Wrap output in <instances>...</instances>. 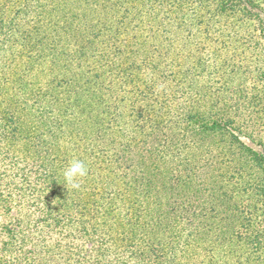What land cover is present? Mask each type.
Returning <instances> with one entry per match:
<instances>
[{"label":"trees","instance_id":"1","mask_svg":"<svg viewBox=\"0 0 264 264\" xmlns=\"http://www.w3.org/2000/svg\"><path fill=\"white\" fill-rule=\"evenodd\" d=\"M262 59L264 0H0V119L27 109L56 137L46 197L82 260L182 264L202 234L264 249V152L238 135Z\"/></svg>","mask_w":264,"mask_h":264},{"label":"rangeland","instance_id":"2","mask_svg":"<svg viewBox=\"0 0 264 264\" xmlns=\"http://www.w3.org/2000/svg\"><path fill=\"white\" fill-rule=\"evenodd\" d=\"M185 47L193 49L190 43H185ZM187 53L192 60L194 56L189 49ZM263 62L264 59L252 68ZM12 108L7 107L6 120L0 119V206L4 203L1 201H7L6 207H0V264H98L89 256V261L78 256L80 250L82 255L86 254L87 247L80 240L70 241V219L54 221L55 212L51 208L59 207L54 198L46 197V177L57 165L52 155L56 137L47 134L44 122L38 117H27V109L18 108L12 113ZM10 114L14 115L20 130L12 139L4 137L10 132ZM97 114L101 117V113ZM259 117L257 121L245 122L246 130L238 135L241 141L264 152V109ZM189 244L182 264H264V249L256 254L247 250L232 251L206 234ZM109 261V264H133L111 257Z\"/></svg>","mask_w":264,"mask_h":264},{"label":"clouds","instance_id":"3","mask_svg":"<svg viewBox=\"0 0 264 264\" xmlns=\"http://www.w3.org/2000/svg\"><path fill=\"white\" fill-rule=\"evenodd\" d=\"M89 169L83 161L73 159L63 172V178L66 186L72 189H79L83 178L87 177Z\"/></svg>","mask_w":264,"mask_h":264}]
</instances>
